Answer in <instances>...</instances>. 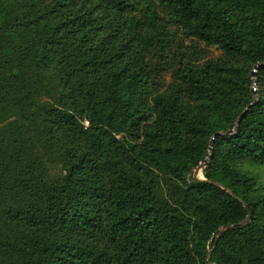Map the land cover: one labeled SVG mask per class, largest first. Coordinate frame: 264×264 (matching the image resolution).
<instances>
[{
	"label": "trees",
	"instance_id": "trees-1",
	"mask_svg": "<svg viewBox=\"0 0 264 264\" xmlns=\"http://www.w3.org/2000/svg\"><path fill=\"white\" fill-rule=\"evenodd\" d=\"M249 167L264 0H0V264H264Z\"/></svg>",
	"mask_w": 264,
	"mask_h": 264
},
{
	"label": "water",
	"instance_id": "water-1",
	"mask_svg": "<svg viewBox=\"0 0 264 264\" xmlns=\"http://www.w3.org/2000/svg\"><path fill=\"white\" fill-rule=\"evenodd\" d=\"M259 66H257L255 68V70L253 71V76L255 78V74H256V70L258 69ZM254 91V90H253ZM253 105V104H252ZM251 105V106H252ZM249 110V108L246 109V111L240 116L239 120H238V123L237 125L240 124V121L241 119L243 118V116L245 115V113ZM215 139V137L213 138V140ZM210 152L212 153L213 152V146L210 147ZM211 164V156L205 160H203L200 165L196 168V170L194 171V174H193V178L195 181L197 182H207V180L204 178L203 176V170L205 168H207L209 165ZM210 184H214L216 187L218 188H221L223 189L225 192H227L230 196H232L233 198H236L237 197L234 195V193L229 190L227 187H225L224 185L222 184H219V183H213V182H209ZM240 202H242L240 200ZM250 220V216L247 218V220L245 221V223H247L248 221ZM234 227V225H231V226H223L219 229L218 232H216L214 234V239L217 240L219 239L224 233L228 232L230 229H232ZM213 263V250L211 248V246L209 247V253L207 255V264H212Z\"/></svg>",
	"mask_w": 264,
	"mask_h": 264
},
{
	"label": "rangeland",
	"instance_id": "rangeland-1",
	"mask_svg": "<svg viewBox=\"0 0 264 264\" xmlns=\"http://www.w3.org/2000/svg\"><path fill=\"white\" fill-rule=\"evenodd\" d=\"M219 53L215 49H210V56L211 57H217ZM253 90H254V95L257 96V88H256V82L253 84ZM249 171L253 174V176L262 178L264 180V176L262 174L263 170L259 167H249ZM216 260H214V264H216Z\"/></svg>",
	"mask_w": 264,
	"mask_h": 264
}]
</instances>
